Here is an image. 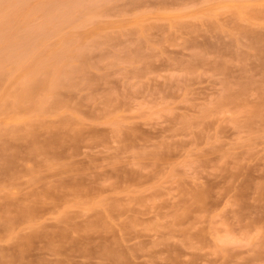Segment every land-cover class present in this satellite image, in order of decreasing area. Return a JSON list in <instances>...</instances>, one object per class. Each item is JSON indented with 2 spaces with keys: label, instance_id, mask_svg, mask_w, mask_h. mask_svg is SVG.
<instances>
[{
  "label": "rangeland",
  "instance_id": "rangeland-1",
  "mask_svg": "<svg viewBox=\"0 0 264 264\" xmlns=\"http://www.w3.org/2000/svg\"><path fill=\"white\" fill-rule=\"evenodd\" d=\"M0 264H264V0H0Z\"/></svg>",
  "mask_w": 264,
  "mask_h": 264
}]
</instances>
